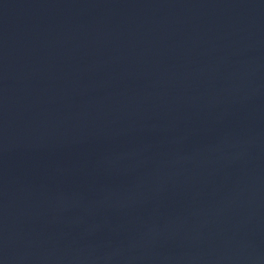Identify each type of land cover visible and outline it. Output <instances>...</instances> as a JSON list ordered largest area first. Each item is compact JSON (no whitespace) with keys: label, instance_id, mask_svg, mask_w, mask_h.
<instances>
[{"label":"water","instance_id":"95a60500","mask_svg":"<svg viewBox=\"0 0 264 264\" xmlns=\"http://www.w3.org/2000/svg\"><path fill=\"white\" fill-rule=\"evenodd\" d=\"M0 264H264V0H0Z\"/></svg>","mask_w":264,"mask_h":264}]
</instances>
